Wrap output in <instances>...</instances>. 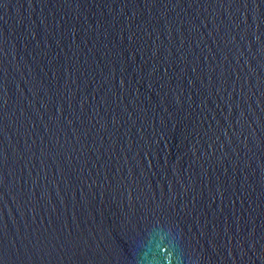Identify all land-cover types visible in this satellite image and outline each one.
<instances>
[{
    "label": "water",
    "instance_id": "95a60500",
    "mask_svg": "<svg viewBox=\"0 0 264 264\" xmlns=\"http://www.w3.org/2000/svg\"><path fill=\"white\" fill-rule=\"evenodd\" d=\"M0 264H264V0H0Z\"/></svg>",
    "mask_w": 264,
    "mask_h": 264
}]
</instances>
